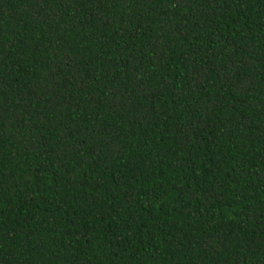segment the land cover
<instances>
[{"label":"trees","instance_id":"obj_1","mask_svg":"<svg viewBox=\"0 0 264 264\" xmlns=\"http://www.w3.org/2000/svg\"><path fill=\"white\" fill-rule=\"evenodd\" d=\"M0 264H264V0H0Z\"/></svg>","mask_w":264,"mask_h":264}]
</instances>
